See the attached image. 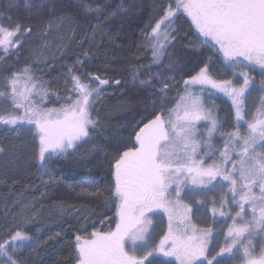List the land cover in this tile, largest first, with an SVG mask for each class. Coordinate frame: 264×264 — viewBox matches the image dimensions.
Instances as JSON below:
<instances>
[{
  "label": "snow or ice",
  "instance_id": "1",
  "mask_svg": "<svg viewBox=\"0 0 264 264\" xmlns=\"http://www.w3.org/2000/svg\"><path fill=\"white\" fill-rule=\"evenodd\" d=\"M14 6L10 0L9 8ZM100 9L96 4L86 11ZM184 14L204 37L201 43L215 49L236 82L215 79L211 60L188 71L181 81L182 93L172 98L168 94L177 83L174 77L139 81L147 102L134 122L131 146L117 152L109 173L114 228L92 231L88 238L76 236L75 264H155L157 252L175 256L179 264H197L201 257L200 264H228L237 258L240 264H264V243L253 244L256 237L264 241V0H170L148 34L154 63L164 58L175 39V20ZM0 19L11 20L2 12ZM30 32L18 23L0 24V50L7 54L21 47L20 36ZM257 66L258 82L244 70L255 71ZM108 84L82 67L70 68L62 97L26 67L13 72L0 89V99L12 109L0 114V125L17 135L22 126L31 125L28 130H34L32 139L38 141L33 155L42 171H50L53 157L75 150L89 129L97 127L94 105ZM257 88L261 96L252 103ZM211 90L230 98L233 130L226 131L229 121L206 105L203 97L212 95ZM50 91L56 102L63 99L60 107L43 106ZM214 139H219V146ZM216 192L220 194L208 199L213 218L231 220L222 246L213 243L211 227L192 223V205L185 202L191 197L203 207L205 201L195 197ZM157 208L168 213V227L159 244L151 247L147 214ZM21 226L0 234V264H24L17 253L31 246L32 237L17 230Z\"/></svg>",
  "mask_w": 264,
  "mask_h": 264
},
{
  "label": "trees",
  "instance_id": "2",
  "mask_svg": "<svg viewBox=\"0 0 264 264\" xmlns=\"http://www.w3.org/2000/svg\"><path fill=\"white\" fill-rule=\"evenodd\" d=\"M169 2L14 0L15 6L9 8L10 0H0V12L11 18L0 19V24L31 28L20 36L21 47L7 54L0 50V89L13 72L26 67L62 97L70 68L82 67L109 80L94 105L97 127L89 129V136L75 150L53 157L50 171H42L33 155L38 141L32 139L31 127L22 126L17 135L0 125V147L4 148L0 152V234L23 225L17 230L32 237L31 246L17 253L24 264H75L76 236L88 238L92 231L114 228L109 173L117 152L131 146L134 122L145 108L148 94L140 80L174 77L177 83L168 94L172 98L182 93L186 73L209 60L211 73L230 79L214 48L204 44L195 48L198 36L186 14L175 20V39L167 45L164 58L153 62L148 34ZM96 4L101 6L99 12L86 11ZM133 76H137L135 81ZM213 102L227 106L230 128V103L218 94L213 95ZM61 103L63 99L56 102L50 91L43 106L60 107ZM11 111L10 104L0 99V114Z\"/></svg>",
  "mask_w": 264,
  "mask_h": 264
},
{
  "label": "rangeland",
  "instance_id": "3",
  "mask_svg": "<svg viewBox=\"0 0 264 264\" xmlns=\"http://www.w3.org/2000/svg\"><path fill=\"white\" fill-rule=\"evenodd\" d=\"M189 21L191 22L190 18ZM192 24V22H191ZM178 26L177 24H174ZM193 25V24H192ZM163 28V25L161 26ZM194 30L198 36L197 43H196V49L199 50L202 47L201 41L204 39V37L195 29V26L193 25ZM228 69V68H227ZM230 71L231 77L230 79L227 80H233V82H236V78L233 77L232 75V70L228 69ZM245 71H248L249 75L255 79V81H259L261 79L260 77V71L259 67H256V70L253 71L251 69H244ZM213 77L217 80H223L217 78L213 73ZM212 95H205L203 99L205 100V103L207 106L214 107V114L218 116V118L223 119V120H228L229 125L230 119H229V114L227 112V106L226 105H218L213 102V95L218 94L221 97H224L227 99V101L231 105V100L229 97L224 95L223 93L217 92L215 90H211ZM261 96V93L259 92V88H257L253 93H252V103H256L258 98ZM216 107V108H215ZM233 113V109H232ZM246 119H250V117L246 116ZM233 120V119H232ZM233 123L235 121L233 120ZM228 127L225 129L226 131H231L233 130L232 127ZM25 127H32L31 125H24ZM241 132L243 133L245 131L244 127H241ZM84 141V140H83ZM82 142V141H81ZM80 142V143H81ZM214 144L219 146L220 141L219 139H214L213 141ZM220 193L216 192L211 194V197H203V196H196V200H204L205 205L203 207H198L196 203H193V200L191 197H189L185 202L189 203L192 205V214H191V220L192 223L197 225L200 228H205V227H211L213 229V236L216 238L213 243L214 244H220L221 246L224 243V236L227 234V227L231 225V220H228L227 217H220L217 215L215 218H213L211 214V209L212 205L208 203V199L212 197L218 196ZM183 195V194H182ZM234 214V213H233ZM149 219L151 220V224L148 227V232H147V238H148V243L151 247H156L159 244V241L163 238V236L167 233V227H168V213L161 208L154 209L152 212L147 214ZM193 218V219H192ZM218 242V243H217ZM264 243V241H260V237H256L253 240V244L257 243ZM138 243H140L138 241ZM211 248V245H210ZM167 250V249H166ZM139 249L137 250V254H139ZM256 255H259V251L257 250ZM149 259H153L150 257ZM203 257L200 258V261H203ZM211 259V257H209ZM200 261L197 262V264H200ZM155 264H179V261L176 259L175 256H166L162 252H157L155 254ZM228 264H240L239 259H230L228 261Z\"/></svg>",
  "mask_w": 264,
  "mask_h": 264
},
{
  "label": "bare ground",
  "instance_id": "4",
  "mask_svg": "<svg viewBox=\"0 0 264 264\" xmlns=\"http://www.w3.org/2000/svg\"><path fill=\"white\" fill-rule=\"evenodd\" d=\"M104 89V88H103ZM105 90V89H104ZM216 108V107H215ZM226 218V217H225ZM193 219V218H192ZM75 242V241H74ZM218 243V242H217Z\"/></svg>",
  "mask_w": 264,
  "mask_h": 264
}]
</instances>
